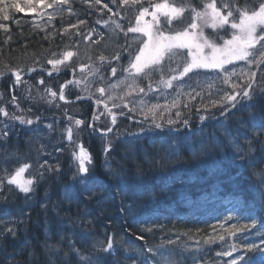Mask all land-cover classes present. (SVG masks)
Segmentation results:
<instances>
[{
  "label": "trees",
  "instance_id": "16d2710c",
  "mask_svg": "<svg viewBox=\"0 0 264 264\" xmlns=\"http://www.w3.org/2000/svg\"><path fill=\"white\" fill-rule=\"evenodd\" d=\"M48 1L52 2V0ZM161 2L163 0L150 1V3ZM168 2L192 3L202 8V0H168ZM240 2L245 3V0H240ZM247 2L249 5L255 6L254 0H247ZM107 3L115 13L122 12V8H118V4L113 3V0H107ZM142 4L149 7L148 2ZM100 6L95 4V0H87V2L85 0H68L67 4H58V8L55 9L67 12L69 9L77 7L78 11H76L80 16L79 21H85L79 27L84 32L91 25H94V22L98 23L99 11H102L104 16H108L110 13L106 7ZM122 16L130 24L134 22V13L131 8L125 10ZM56 20L50 23L51 27H55L61 18L57 17ZM163 21L164 18L161 17L162 25ZM188 22L186 13L184 22L174 23L173 27L179 30L184 28ZM107 26H101L103 35L107 31V29L105 30ZM204 31L205 35L215 40L217 44H221L223 36L228 37V32H230L225 33L221 30L220 36L217 37L211 28H205ZM109 32L106 33L105 37L103 36V41L108 42L107 52H103L106 56H103L107 57L108 61L113 56L110 51L112 42L116 40L121 45V40L114 37L115 35L111 37ZM29 33L26 29L22 32H13L14 37L9 45H7L9 40L5 43L7 37H4L8 32L0 35L2 60H6L10 64L18 63L22 61L20 60L21 54L31 53L32 50L40 46L39 42H42V39L40 41L36 36ZM50 42L51 38H45V52L50 48ZM117 52H121V50L116 51L115 54ZM51 57L52 53L45 57V64L49 59H53ZM100 63L98 58L95 62V68L99 67L100 69L99 79L96 83L97 88L104 87L108 90L110 80L116 79L117 74L112 75L111 69L114 66H104L105 63L100 66ZM70 65L75 68L78 67L73 63ZM261 70H264V64L261 65ZM199 71L198 77L203 75V79L206 78L205 74L209 73V70ZM189 75L193 76L191 83L195 85L196 82L194 81L198 77L193 73ZM202 78L199 81L203 82ZM62 79L60 77L50 79L45 77V160L53 165L58 163L60 172L59 174L47 173L45 178L39 180L34 186V193L28 194L27 197L14 185H7L6 181L4 182L3 189H0V229L10 226L17 220L22 221V223L16 225V238L11 237L8 233L0 235V264H46V245L60 242L61 237L64 238L62 246L65 249L71 240L83 255L93 259L100 254L98 242L103 241L106 247L109 238H111L114 250L112 255L105 260V264H130L131 262L142 264L141 253L146 252L147 247H160L163 239H167L175 233V236L182 238L185 243L196 238L204 241L211 238L212 242L206 243L205 250L196 256L201 255L200 258L197 260L196 257L192 258L191 264H230L232 260L241 255H244L245 258L251 257L253 264H258L259 257L264 253L245 252L242 247L233 252L232 256L224 257L217 253L228 251L233 244L241 246L253 243L261 244L264 241V229H261L264 220L260 219L259 208H253V205L259 203L261 193L264 192V185H261L255 178L251 181L246 179L250 175L248 170L237 176L239 169L232 166L229 161L230 149L225 138V132L235 135L239 130L247 134V130L241 127V122L250 127L252 117L258 121L264 120V91L259 86L256 87V94L251 100L242 101L223 120L205 124L198 129L199 131L191 132L190 141L186 140L183 135L177 137L175 133L169 135V133L156 129L150 131L147 136L144 133L139 135L142 137L141 139H134L131 136L138 135V130L141 127L120 121L114 129L116 134L111 139L95 138L91 133H86L84 129L81 136L77 137L72 133L73 142H66L64 136L70 123L63 121L62 116L64 114L63 109L69 106L62 105L56 97L51 96V92L56 93L58 90V85ZM156 79L159 77L157 76ZM256 79L259 84L260 71ZM147 83V80L137 81L139 87L146 88ZM221 84L220 82L218 85V89L220 87L219 92H215L216 95L210 98L209 102L211 100L219 101L224 91H231L227 85ZM39 86L44 88V84L40 83ZM4 87L5 84L0 85L1 94L7 93ZM199 90L197 89V91ZM126 91V89L121 88L119 94H124ZM170 92H174V89L149 93L144 97H147L145 99L155 98L154 100H157L156 97L159 96L163 99V102L159 104L164 105L167 97L163 98V96H167ZM69 94L75 95L77 93L74 88H70ZM137 95H143V93ZM6 96L7 100H10L8 94ZM135 96L136 93L133 96H125V98L128 100ZM3 102L8 103L4 100ZM33 104L35 107L42 105L38 100ZM248 105L253 106L249 108ZM227 106V104H218L216 107H210L206 113L195 99L191 101L190 109L183 108L182 103L181 110L183 119H196L201 114L216 115ZM84 109L86 108L80 106L76 114L84 115ZM71 111L72 109L69 107L68 112ZM172 113L175 114L173 111ZM132 114L142 117L138 113ZM86 117L84 116L85 119ZM49 124L52 125L51 132L47 128ZM179 125L180 123L176 126ZM191 127H195V125H191ZM3 132L7 133V140L0 137V177L4 176V169H7L8 173H13L16 168L27 163L31 167L24 173L25 179H37V157L39 155V160H41L43 137L37 133H32L27 127ZM188 132L184 129L180 133ZM161 138L168 141L176 140L181 148L183 161L167 165L164 169L157 165L156 161L160 160L162 155ZM217 140L220 142V147L216 146ZM189 142L197 149L201 144L207 145L208 154L200 159H192L187 150ZM109 144H111V149L106 156L104 148ZM80 145L91 155V164H86V166L90 168L97 186H93L91 189L94 194H81L79 191L72 190L73 194L71 202H69L65 198L67 194L65 190L71 188L72 176L78 165V161L73 158V152L77 151L78 153ZM221 148H223V153ZM13 153L15 155H12ZM257 154L259 155V153ZM133 155L136 163L141 166L142 179H136L135 165L132 161ZM146 158L153 161L151 166L147 163ZM220 168L224 169L222 174L218 171ZM176 177H179L183 183H172L170 187L165 189V184L169 180H175ZM230 177L236 178L230 179ZM124 184L140 185V189L138 191L132 189L125 193L123 191ZM79 188L80 186L77 185V189ZM86 196L87 198H85ZM191 198L196 199L197 207L203 208L201 211L209 210L210 213L216 211L218 215L203 224L195 223L192 226L188 224L191 227H185L182 225L183 221L178 219L176 215L178 212H184L183 202ZM226 198L233 200V203L230 202L232 206L230 209H235V211H229L228 208L222 207V203L218 202ZM42 204L46 205L47 208H42ZM206 205H212L213 208L205 209ZM129 206H131L130 210ZM253 211L257 213V227L250 231L231 234L232 224L252 222L244 219V215ZM229 216L233 219H228ZM146 229H152V231L149 232ZM258 229L260 230L258 231ZM183 233L189 235H181ZM221 236L224 239H220ZM26 241L28 247H25ZM29 252L34 255L30 257ZM147 255L152 256L151 253ZM154 259L155 257H153ZM186 259L189 260L188 257Z\"/></svg>",
  "mask_w": 264,
  "mask_h": 264
},
{
  "label": "snow or ice",
  "instance_id": "6c2138e0",
  "mask_svg": "<svg viewBox=\"0 0 264 264\" xmlns=\"http://www.w3.org/2000/svg\"><path fill=\"white\" fill-rule=\"evenodd\" d=\"M87 2V0H85ZM101 0H95V4H100ZM68 0H52L47 4V8H52L56 4H67ZM116 3V0H113ZM132 7L133 5H140L138 14L135 17V24H129L126 31L124 27L115 20L111 23L115 26L114 30L124 32L127 38L128 33L140 34V37H134L133 42L139 40V47L134 51L132 45L127 43V46H122L124 52L129 55L128 67L123 71L128 75L124 80H118L115 84H110L109 89L114 90L120 85H126L127 91L123 96L117 97L114 94L107 95L106 100H97V104L104 103L105 111L111 116V123L114 126L116 124L117 116L112 112V108H127L131 113H138L143 117L142 121L138 123L143 124L144 121H148L151 118L150 124L147 128L141 127L140 131L147 136L150 131L154 129H161L168 126L169 135L173 134V130L178 123H182L183 127H189V120L183 119L181 104L183 108L190 109L191 101L197 97L203 99V91L205 85L209 92L215 88L214 80L199 81L197 80L195 85L191 83L193 73L195 76L200 75L199 70H214L217 74L216 78L220 80L223 85H227L231 91H224L220 100H211L209 104H201L206 113L210 107H216L219 105L227 104L221 115H225L231 108L237 107L242 101H248L256 94V87L259 86L264 91V70H261V65L264 64V0H254V5H249L247 0L245 3H241L240 0H202V8L192 3L181 2L176 4L175 2L169 3L168 0H163L161 3L152 5L153 10L150 12L149 7L143 6L142 0H119L118 7L123 6ZM9 7L15 9L16 12L23 11L16 0H12L9 5L8 0H0V20L7 21L10 19ZM25 7L35 8L36 5L31 0H25ZM107 7V5H104ZM111 11V9H108ZM71 11V9H69ZM187 13L189 22L184 28L176 30L174 29V23L179 24L184 22L185 15ZM118 15V13H116ZM50 18H51V14ZM146 16H151L150 20H146ZM161 17L164 18L163 25L161 24ZM123 19V17H121ZM79 24H84L85 21H78ZM99 23V21H98ZM105 25L109 22L104 21ZM75 27V25H72ZM205 28H211L214 30L217 37L220 36V31L227 33L231 29V38L223 39L222 44H217L215 40L210 39L205 35ZM0 29H3L5 33L9 31L8 27L4 24H0ZM65 33L68 29L64 30ZM78 34V33H77ZM146 37V39H143ZM11 40L9 35L5 40V43ZM259 45V47H257ZM53 59L47 61L52 65L56 71L60 70V66L68 67L69 61L74 56L73 51H64L60 57H57L56 53H52ZM121 56L120 52H117L113 59L119 60ZM101 64L110 63L107 57L101 55L99 57ZM237 61H245L246 66L239 71L236 67L231 69L227 68V65H234ZM255 69V70H253ZM84 70V66L81 65V71ZM4 71H10L15 76L16 83L21 82V74L19 69H12L6 63L3 68L0 69V76H3ZM29 72L35 71L33 68L28 69ZM257 71H260L259 84L257 82ZM100 72L99 68L92 69L91 75H95ZM112 75L115 76L117 68L111 69ZM51 75V73H49ZM159 79H156V77ZM187 77V80L185 78ZM138 80H147V87H139ZM130 81V82H129ZM79 83L78 81H69V83ZM43 83V80L40 81ZM165 89H174V94L171 95V99L164 105L152 104L146 105L143 100L137 102L132 100L130 102H124V96H133L134 93H143L148 95L149 93H155L157 91L163 92ZM197 89H200L197 91ZM100 96L103 98L106 94V89L100 87L97 89ZM55 92H51L53 98L56 97ZM59 99L65 100L63 94V86L61 88ZM119 99L121 104H117L116 100ZM112 102L111 108H109L108 102ZM129 103L133 106L129 107ZM253 105H248L251 108ZM18 107V105H17ZM175 109V119L172 118V111ZM199 112V109H198ZM0 114L4 117H9V112L4 108H0ZM251 115V114H250ZM131 118V117H130ZM214 118L212 115L201 114L199 119L201 123L205 120ZM12 120H19L21 124L32 125L37 121L23 116L12 115ZM71 119V118H70ZM77 126L82 124V121L76 120ZM241 127L247 130V134L237 130V133L233 135L230 132H225L226 144L230 149L229 161L232 166L239 169L237 176L242 175L246 170L250 171V175L246 177L248 180L255 178L261 185H264V120L258 121L255 117H252L251 125L241 122ZM49 131H52V125H47ZM108 132L112 131V128H108ZM199 131V130H197ZM158 135V134H157ZM175 135L177 137L183 135L186 140L190 141L192 135L191 132L180 133L179 129H175ZM0 137L7 140V133L0 130ZM67 138L69 142L72 141V129H67ZM140 136H135V139H141ZM216 146L220 147L219 140L216 141ZM111 149V144L106 145L104 148L105 155ZM187 150L192 159H200L208 154V146L201 144L199 149L192 146L191 142L187 144ZM223 153V148L220 149ZM161 153L160 160H157V165L164 169L167 165L175 164L183 161V155L181 148L176 140L168 141L161 138ZM259 153V155L257 154ZM12 155H15L13 153ZM73 158L78 161L76 172L72 176V185L70 189H66L65 198L71 202L72 190L79 191L81 194L90 193L93 186L96 185V181L93 174L87 164H91V155L83 148L79 146V152H73ZM132 161L135 165L136 179H142L143 173L141 166L136 163L133 155ZM149 166L153 161L147 160ZM163 161V163H161ZM259 166V167H258ZM31 165L25 163L16 168L13 173H8L7 169H4V176L0 177V189H3L4 182L7 185H14L20 192L24 193L26 197L30 193H34V186L43 180L47 173L60 172L59 164H50L48 160L40 162L39 155L37 157V172L38 178H24V173L29 170ZM218 171L222 174L224 169L220 168ZM236 177H230L235 179ZM172 183H183V181L176 177L175 180H169L165 184V189L170 187ZM77 185L80 186L77 189ZM139 190L140 185L124 184L123 191L127 193L129 190ZM87 198V196L85 197ZM46 209V205H41ZM129 206V210H130ZM253 208H259L260 219L264 220V192L261 193L259 203L253 205ZM229 211H235V209H229ZM228 219H233L229 216ZM244 219L251 220V223L239 224L234 223L231 225V234L236 232H246L257 227V213L255 211L250 214L244 215ZM22 223L17 220L10 226L0 229V235L8 233L11 237L16 238L17 227L16 225ZM261 229H264V223L261 224ZM260 229H258L259 231ZM151 232L152 229H146ZM181 235H189L183 233ZM191 239V236H189ZM220 239H224L223 236ZM64 238L61 237V241L56 244H48L45 247L46 264H105V260L112 255L114 250L112 239L109 238L106 247L103 241H99L100 254L94 259L82 254L75 243L69 240L67 248L62 246ZM206 243L212 242L211 238ZM177 241L171 239L167 240V244H177ZM25 247H28V242H25ZM186 247V246H185ZM242 247L245 252H261L264 253V241L261 244H247L238 246L233 244L228 251L220 253L219 255L232 256L233 252L239 250ZM151 253L152 256L147 254ZM167 253V254H165ZM34 254L29 252V256ZM143 257L142 264H176V261L172 259L174 252L171 249H162L160 247L153 248L147 247L146 252L141 253ZM153 257L156 259L153 260ZM253 264L252 258H245L244 255L234 259L230 264ZM258 264H264V254L259 257Z\"/></svg>",
  "mask_w": 264,
  "mask_h": 264
},
{
  "label": "rangeland",
  "instance_id": "374dc122",
  "mask_svg": "<svg viewBox=\"0 0 264 264\" xmlns=\"http://www.w3.org/2000/svg\"><path fill=\"white\" fill-rule=\"evenodd\" d=\"M152 6V5H151ZM153 10V7H150L149 8V11L151 12ZM147 18H151V16H146ZM136 36L135 37H140V34H137V33H134ZM143 39H145V37H143ZM245 61H237V62H235V64L234 65H227L226 67L227 68H229V69H231V68H233V67H236L237 68V70L239 71V69H241V68H243L244 66H245ZM216 74H214L213 75V78H210L209 80H214L215 81V85L217 84V82L218 81H220L219 79H217L216 78ZM211 92H218V87H217V85L215 86V88H213L212 90H211ZM170 94H174V92H170L169 93V99H171V95ZM213 96V94L211 93L210 94V96L209 97H212ZM167 96L166 95H164V98H166ZM173 112H175V109L173 110ZM171 115H172V118L173 117H175V114H173V113H171Z\"/></svg>",
  "mask_w": 264,
  "mask_h": 264
},
{
  "label": "water",
  "instance_id": "95a60500",
  "mask_svg": "<svg viewBox=\"0 0 264 264\" xmlns=\"http://www.w3.org/2000/svg\"><path fill=\"white\" fill-rule=\"evenodd\" d=\"M60 72V71H59ZM13 74V73H12ZM23 76H21V78H22ZM221 116V115H220ZM149 124V123H148Z\"/></svg>",
  "mask_w": 264,
  "mask_h": 264
},
{
  "label": "bare ground",
  "instance_id": "6f19581e",
  "mask_svg": "<svg viewBox=\"0 0 264 264\" xmlns=\"http://www.w3.org/2000/svg\"><path fill=\"white\" fill-rule=\"evenodd\" d=\"M125 157V156H124Z\"/></svg>",
  "mask_w": 264,
  "mask_h": 264
}]
</instances>
